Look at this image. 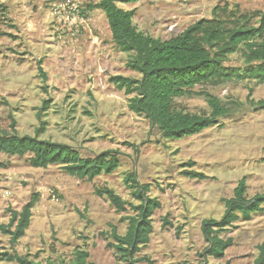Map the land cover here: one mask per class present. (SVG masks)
Segmentation results:
<instances>
[{
    "label": "rangeland",
    "instance_id": "obj_1",
    "mask_svg": "<svg viewBox=\"0 0 264 264\" xmlns=\"http://www.w3.org/2000/svg\"><path fill=\"white\" fill-rule=\"evenodd\" d=\"M97 1L0 0V132H12L14 122L19 136L39 133V139L66 144L82 157L112 150L119 160L115 171L88 181L58 165L34 168L27 156L0 153V224L39 194L30 225L13 248L0 231V264H18L3 260L2 253L12 252L32 264H70L76 250L87 253V264H121L110 246L109 225L123 234L121 217L129 210L117 213L95 189L108 187L133 201L123 181L132 171L140 183L151 184L149 195L160 202L149 242L137 254L148 261L139 264H198L206 246L201 222L221 217V199L232 196L237 181L246 178L248 197L264 192V109L254 105L264 99V81L196 85L192 95L174 99L177 108L207 116L208 94L227 114L197 135L163 139L109 81L140 75L125 66L130 54L115 47ZM224 4L264 12V0H140L120 6L134 10L139 31L164 40ZM226 65L242 67L241 54L229 55ZM187 161L208 177H184ZM235 225L221 234L232 241L224 256L206 263L253 264L264 247V213Z\"/></svg>",
    "mask_w": 264,
    "mask_h": 264
},
{
    "label": "trees",
    "instance_id": "obj_2",
    "mask_svg": "<svg viewBox=\"0 0 264 264\" xmlns=\"http://www.w3.org/2000/svg\"><path fill=\"white\" fill-rule=\"evenodd\" d=\"M140 0H98L95 7L106 17L115 47L130 56L125 66L140 76L130 78L113 75L109 81L128 98L131 112L142 115L166 140H180L201 133L218 125L219 118L227 110L216 97L206 95L210 113L207 116L191 114L174 104L177 97L192 95L196 85L226 80L264 81V12H244L235 7L217 5L210 18H201L179 34L168 39L151 37L139 31L132 23L134 10H126L121 4H132ZM240 53L242 67L226 65L228 56ZM40 74L45 79V73ZM46 103V101H43ZM264 109V99L254 103ZM12 132H0V153L7 156L28 157L30 166L47 168L58 165L69 175L92 181L102 174H110L119 166L117 153L102 151L91 157H82L77 150L62 143H55L35 136H19ZM186 168L181 174L189 179L203 180L207 175L191 170L192 161L183 163ZM133 201L124 200L108 187L97 188L95 193L105 197L117 213L127 212L121 221L126 222L123 234L116 226H110V237L114 253L121 264H139L148 261L145 256H137L147 245L152 233V215L160 207L157 198L150 196V183H140L134 171L123 178ZM246 178L243 176L229 198L221 199L224 206L219 219H203L202 236L206 246L202 252L203 262L208 257L222 258L231 246V239H223L221 234L235 227L239 221H249L252 215L264 213V192L251 197L246 193ZM39 194L32 193L19 210H10L6 224H0V231L9 236L11 248L24 236L28 229L32 209ZM165 220V219H164ZM3 260L18 264H32L24 256L15 252L2 253ZM87 253L76 250L70 264H87ZM253 264H264V247H258Z\"/></svg>",
    "mask_w": 264,
    "mask_h": 264
}]
</instances>
